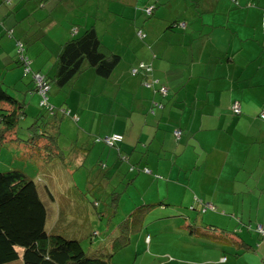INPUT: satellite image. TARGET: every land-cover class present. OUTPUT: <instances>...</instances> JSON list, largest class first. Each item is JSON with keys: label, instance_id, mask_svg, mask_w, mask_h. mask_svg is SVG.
Returning <instances> with one entry per match:
<instances>
[{"label": "crops", "instance_id": "obj_1", "mask_svg": "<svg viewBox=\"0 0 264 264\" xmlns=\"http://www.w3.org/2000/svg\"><path fill=\"white\" fill-rule=\"evenodd\" d=\"M4 1L0 50L8 37L18 40L22 31L26 41L42 46L35 54L27 53L35 73L54 74L60 41L71 36L75 26L78 33L94 24L99 36L100 31L125 34L111 44L100 36L107 48L121 55L108 78L86 67L62 87L51 83L55 97L50 102L74 111L86 129L123 134L119 150L105 151V164L99 156L101 169L109 168L104 173L117 180L112 186L116 210L110 219L120 215L118 209L124 213L119 223L129 221L135 210L138 220L144 216L136 232L126 235V246H114L120 234L116 224L107 239L90 242L91 251L97 252L100 245L109 254V264H118L112 256L127 249L134 254L127 264H264V235L247 227L264 228V119L259 116L264 109V0H67L73 7L89 5L62 16L53 10L66 0H31L44 11L45 19L37 20L44 22L39 34H46L49 26L59 36L48 58L42 56L45 39L31 40L29 34L34 39L35 31H20L26 13L22 0H13L14 7ZM150 4L154 12L146 18L142 8ZM176 20L185 26L174 25ZM140 27L143 40L135 35ZM6 53L0 52L2 72L13 56ZM48 60L53 63L47 69ZM139 60L152 65V75L168 87L166 96L145 87L141 75H130ZM15 72L9 69L0 78L9 75L14 89L25 88L23 100L32 111L33 84L18 87ZM153 101L164 105L152 113ZM235 101L241 106L238 115L231 110ZM176 128L182 131L178 140ZM87 157L82 155L80 161L85 163ZM80 209L87 221L88 208ZM95 218L104 220L105 215L98 212ZM231 230L252 248L228 243L234 236Z\"/></svg>", "mask_w": 264, "mask_h": 264}, {"label": "trees", "instance_id": "obj_2", "mask_svg": "<svg viewBox=\"0 0 264 264\" xmlns=\"http://www.w3.org/2000/svg\"><path fill=\"white\" fill-rule=\"evenodd\" d=\"M4 3L6 6L17 5L13 0H5ZM148 6L153 7L152 13L155 8L154 4L142 8V12L146 18L152 15V13L149 14L146 11ZM173 23L174 25L185 26L184 21L176 20ZM76 28L75 26L71 29V36L60 45V50L55 59L54 74L37 73L43 75L45 82L49 86L46 95L50 107L40 105L39 99L38 107L42 113L37 115L25 127L23 125L25 118H27L26 102L18 100L7 89H4L1 86L4 81L0 78V142L5 146L13 144L10 141L19 140L21 130L25 128L28 131V135L25 133L27 137L25 141L30 148L28 150L30 159H32V162L38 169L45 167L47 165L46 161H50L55 155L64 156L65 150L63 151L60 148L56 138L58 125L61 120L59 116L71 115L72 119L78 120V115L70 109L55 106L50 102L51 83L55 87H62L86 67L91 68L98 76L108 78L121 60L120 54L111 51L104 45L94 24L83 27L79 33L76 31ZM9 35L12 36V33ZM135 35L138 39L143 40L145 32L141 27L136 28ZM18 43L22 48L21 51H19ZM16 45L17 57L15 61L21 66L23 72L29 73L32 79L33 90L38 93L37 82L34 79L35 71L33 72L32 61L27 54V48L19 39L16 40ZM25 68L29 70L26 72ZM2 69L3 72L9 70L7 66L2 67ZM152 70L153 67L150 63L139 60L135 65L130 67L129 73L131 76L141 75L143 77L142 84L145 87L152 89L154 93L157 92L166 96L168 87L152 75ZM162 88L166 89L165 93L162 92ZM163 105L162 101H153L150 111L153 113L156 107H163ZM240 113L241 111L234 114L238 115ZM176 130H180L179 135H176ZM181 132L179 128L174 129V138L178 140ZM114 133L121 134V140L114 141L111 144L103 140L105 136H110ZM122 140L123 134L119 132L104 134L102 137L99 136L97 138V141H103L109 146L116 147L117 150H119L118 144ZM34 149L36 153L33 156ZM132 169L133 167L130 168V170ZM146 169L148 168L144 167L143 171L149 172V169L148 171ZM33 179L30 174L23 168H19V166L14 167L12 165L7 170H0V264L17 260H21L24 264H109L108 253L102 252L104 248H101L100 245L96 247L98 251L94 252L91 251V247H94L91 243L84 249L80 239L76 238L74 234L72 236L66 235L68 233H75L76 227L79 225L76 223V212L78 209H74L71 204H67L68 209L66 207L63 210L59 209V213L51 229L46 227L47 207L41 198V191L37 188L38 183ZM45 190L49 193L47 194L48 199H52L47 185L45 186ZM115 200L110 203L111 210L108 214L110 217L116 210ZM95 204L98 203L95 201ZM70 213L74 217V222L68 221L72 217ZM130 216L129 221L126 219L119 223L118 231L120 230V234L116 237L117 244L114 245L116 246L115 248L126 246L128 243L126 235L129 236L130 231L136 232L138 229L137 223H141V220H144V216L138 220L136 210ZM61 221L64 223H61V226L58 227L57 223ZM258 225L261 224H256L254 227L248 225L247 227L254 230L257 235H264L263 226L261 225L263 230L259 231ZM71 228L74 229V232ZM230 232L232 233V230ZM234 236L229 237L230 241L228 243L235 245L237 248L238 246H243L247 250L252 248V245L246 243L243 239L239 240L240 237L238 235L234 234ZM236 254L239 255L240 253L237 252Z\"/></svg>", "mask_w": 264, "mask_h": 264}, {"label": "rangeland", "instance_id": "obj_3", "mask_svg": "<svg viewBox=\"0 0 264 264\" xmlns=\"http://www.w3.org/2000/svg\"><path fill=\"white\" fill-rule=\"evenodd\" d=\"M22 4V11L25 10V17H22L20 19V27L23 29H29L31 31L36 32V37H34L32 34H29L31 37V40H38L45 39V47L43 49V55L41 52V55L43 57L48 58V56L51 55L52 52V43H54V40L57 41L59 39V36L54 33V31L48 26L46 34L41 35L39 34L41 30V25L44 24L43 21L37 22V20H40L44 18V11L38 10L37 7H35L34 3L31 2V0H22L20 2V5ZM89 3H79L78 6L73 7L71 3L67 2V0L63 3H59L57 6H55L56 9L53 10V13L55 16H62L66 15L68 13L71 14L72 10L75 12H79V8H88ZM14 7V4H13ZM94 6L91 5V8ZM50 9L46 7L45 12L48 13ZM19 14H21L20 11H18ZM100 14H104L103 10H100ZM12 19L9 16V20ZM101 27L104 26L102 23L100 25ZM48 32V33H47ZM115 32L114 34H109L106 32L100 31V36L103 38V41L107 44L112 43V39L115 37L121 35V40L124 39L125 34L123 33H117L119 31L113 30ZM19 34V33H18ZM81 34V33H80ZM20 35H23V32L21 31ZM18 37L19 40H21L27 48V53L35 54L36 51L39 50V48H42L39 44H31V42L26 41L25 37ZM28 36V35H27ZM70 37V36H69ZM7 41L3 42L2 46L4 50H0V52L5 53L10 52V64L8 67H11V71L16 73V79L18 77V87L19 83L27 84L26 86H32V82L29 80L30 75L29 73L26 74L23 72L21 66L17 65L15 58L17 56V45H16V37H8ZM66 39H63L60 42H64ZM30 43V46H28ZM33 46V47H32ZM29 50V51H28ZM7 54V53H6ZM1 61V60H0ZM53 63L52 60H48V65H46V68L48 69V66H50ZM19 76L17 75V70L19 71ZM6 73V72H5ZM0 74H3L0 69ZM9 75L2 76L1 80H4V83L1 85L4 89H7L10 94H12L15 98L18 100H23V95L25 94L27 96V93H24V89H19L17 87H14L11 85L13 83H9L8 81ZM20 78V80H19ZM29 82H28V81ZM27 90V88H26ZM28 93H30L28 91ZM36 94V95H35ZM27 101H29L31 94H28ZM49 97L54 98L55 93H50ZM87 97V96H84ZM33 100H31L30 110L27 112L26 120L23 125L25 127L27 124L31 123L37 115L42 113L40 111V108L38 107V102L40 99V96L38 93H34V96L31 97ZM74 113V111H73ZM60 122L57 132V141L59 143L60 148L65 152L63 157L55 155L53 158H51L50 161H46L47 165L43 168L38 169L36 165L32 162V159H30V153H29V147L27 146L26 135H28V131L23 128L21 130V134L19 136V140L10 141V143L14 144V148H8L4 144L0 143V170H7L8 167L14 165V167L19 166V168H23L32 178L35 180L36 183H38L37 188L39 191H41V198L44 200L48 215H47V221H46V227L48 229L52 228V225L55 223V218L57 217V214L59 213V209L63 210V208H67V204H71L76 207L77 212V227L75 233H68L67 236H74L76 238L80 239L81 245L84 249L88 246V244L93 240L94 242H97L103 238H108L110 235V231L114 229L116 224H119V217L124 218L123 210L118 209L117 213L120 215H116L110 219V216H108L111 206L110 203L114 202L116 198V194L112 193L113 189L112 186H115L117 183V180L110 175V173H104L109 170L101 169V162L99 160V156L102 157V160H105V151L107 149H113L112 152L115 150L116 147L109 146L105 144L103 141H97V138L99 136H103L100 132H91L88 129L82 125L83 123L81 121H75L74 118L72 119L71 115H65V116H59ZM81 122V123H80ZM94 122V120H93ZM93 128L98 129L95 125H92ZM87 143V146L85 144ZM90 146V147H89ZM86 148L88 150L87 152H84L82 154V149ZM13 153V154H12ZM36 151L33 150V156L35 155ZM15 155V157H14ZM82 155H88L85 163H82L80 160L82 159ZM109 156V152L106 156V158ZM30 160V161H27ZM111 160V159H110ZM108 161L107 165L111 164V161ZM45 163V162H44ZM105 164V161H104ZM110 175V176H109ZM105 176H109L106 177ZM47 185L48 190L51 194L52 199H48L47 193L45 190V186ZM44 192V193H43ZM108 193V195L106 194ZM95 201L98 204H95ZM107 204V205H106ZM86 205L88 208L86 213L89 215V219L86 221V215H83L84 210L80 209V207H83ZM71 207V206H70ZM107 208V209H106ZM68 209V208H67ZM103 213L105 215L104 220H98L95 218L96 213ZM81 214V215H80ZM70 216L71 213H70ZM107 217V222L105 221ZM68 219V218H67ZM69 222H74V217L72 216L69 220ZM61 223H64L63 221L57 223L58 227L61 226ZM71 230L74 229L71 228ZM94 235H93V234ZM132 247H134V243L132 244ZM128 249L124 252H117L115 255L112 256L113 260L117 262L118 264H127V262H133L134 254L128 253ZM134 251V248H133Z\"/></svg>", "mask_w": 264, "mask_h": 264}, {"label": "built area", "instance_id": "obj_4", "mask_svg": "<svg viewBox=\"0 0 264 264\" xmlns=\"http://www.w3.org/2000/svg\"><path fill=\"white\" fill-rule=\"evenodd\" d=\"M152 10H153V7L152 6H148L146 8L147 13H149V14L152 13ZM181 24L183 25V23H181ZM18 45H19V43H18ZM21 50H22V48L19 45V51H21ZM28 70H29L28 68H25V71L26 72ZM34 79L37 82L38 93L40 94V97H41L40 98V105H43L45 107H50V105H49V103L47 101V95H46V93H47V91L49 89V86L45 82L43 75L35 73ZM162 92L165 93L166 92V89L165 88H162ZM231 108H232L233 112L236 113V114L241 111V106H240V104L237 101H235V102L232 103ZM259 116L264 119V109L259 113ZM175 133H176V135H179L180 134V130H176ZM121 138H122V135L121 134L114 133V134H112L110 136H105L103 138V140L106 141V142H108L109 144H111L114 141L121 140ZM146 171H148V169H146ZM257 228H258L259 231H262L263 230L261 225H258Z\"/></svg>", "mask_w": 264, "mask_h": 264}]
</instances>
